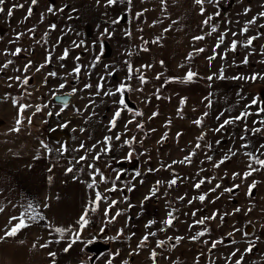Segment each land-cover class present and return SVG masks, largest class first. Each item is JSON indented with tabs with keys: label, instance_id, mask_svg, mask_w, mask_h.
Masks as SVG:
<instances>
[{
	"label": "rangeland",
	"instance_id": "1",
	"mask_svg": "<svg viewBox=\"0 0 264 264\" xmlns=\"http://www.w3.org/2000/svg\"><path fill=\"white\" fill-rule=\"evenodd\" d=\"M14 4H22L24 7L15 9L12 17L7 16L6 10L4 13H0V91L15 94L16 98L12 99L16 101V107L19 108L20 104L29 106L23 113L22 125L24 127L32 126L42 140L48 141L47 150H49L50 159L65 158L73 161V166H70L73 169L72 172L81 173L82 169H85L86 177L93 168L94 170L98 169L100 174L105 170L103 175L106 180L103 183L100 180L97 181L96 173L92 174V178L97 181L94 193L96 191L101 193V188L104 189L107 184L118 183L117 187L115 184L117 190L111 191L109 195L111 198H116L117 208L130 202L127 200V202H122L123 199H120V195H123L122 197L125 199L129 194L131 198L130 192L127 193L125 188H121L122 183L125 182L126 186L133 184L132 177L138 172L140 163L146 164L148 168L154 166L153 171H150L151 178L146 183L148 184L147 192L150 194L148 195L149 199L143 198L142 204L131 203L122 212L124 217L129 218V223L124 224L120 215L115 221L106 225L103 210L108 206L109 201L107 199V201L101 202L97 212L90 214L89 217L90 223L92 221L98 223L97 230L93 228L91 231V236L97 237V242L93 244L94 250H91L90 245L85 248L84 242H82L73 245L65 253L63 248L68 241L60 242L58 243L60 246L58 253L53 248L49 250V252L56 253L55 258L50 257V264H53V259L55 264H107L110 258L112 264H124L125 261L128 264H153V260L150 258L153 251L157 253L155 264H235L241 254H244V249L250 244L254 245V249L251 253L244 254L242 264H264V168H260L255 178L263 184L258 186L255 181L256 186L251 195H246V201L251 203L252 207H259L258 220L252 219L251 215L249 218L246 217V214L251 211L249 209L237 212L238 217L234 211L229 219L235 226V230L240 233L237 243L224 245L228 242L224 240L227 238H222L221 228L226 227L228 220L225 223L221 222L218 229L214 228L216 225L214 222L211 224L210 219H205L203 225L196 223L210 216L208 197L204 192L208 189L207 187H210L208 157L234 153L233 156L237 158L247 157L246 153H251L252 157L264 160V148H261V145H264V124L260 123L264 120V112H259V109L264 108V35H262L264 34V27H262L264 26V17L258 15L264 11V7H262L264 0H212L211 3L205 0L203 15H200V6L196 5L194 0L166 2L164 5H158L157 1L151 3L152 7L138 4L136 0H131L130 3L128 0H122V2L117 0V3L112 6H105L106 0H100L99 4L96 0H38L35 6L31 5V0H5L3 7L7 9L13 7ZM52 4L55 5L54 10L65 5L67 7L63 12L55 11L53 14L47 11L49 5ZM29 6L33 7V15L25 20L24 17L27 15ZM129 7L136 12L139 10L142 12L155 11L156 21L159 20V16L163 12L165 14L170 11L181 12L180 16L187 13L190 17L189 24L193 21L195 30L197 28L196 33L202 30L199 23L202 16L204 20L208 16H212L213 19L205 24L204 42H207L205 57L208 56V61L205 58L204 68L202 69L201 62L197 60V57L193 56V46L188 51L192 58L189 61L185 58L187 64L182 59L185 57L184 55L178 61L173 60L177 64L170 63L168 51L170 50L169 37L171 35L160 43H152L156 37L153 26H150L149 30L146 22H150V20L146 19L141 22V15L140 21L137 20L141 30L137 29L139 34L134 35L131 30L133 25H131ZM245 8L250 9L247 14L244 12ZM191 13L194 14L193 20ZM111 15L112 17H110ZM253 17H256V23L247 24ZM114 20L119 22L114 24ZM51 25L56 27L52 29ZM245 26L248 31L242 33L241 30ZM192 27H186L185 31L190 32ZM213 27L216 28L215 32H212ZM29 29H34V31H29ZM105 29L109 33L114 30L115 40L105 33ZM123 29L131 32L129 36H126L128 37L126 42L128 52L127 54L123 52V55L120 51L116 55V42L123 46L121 37ZM163 32L164 35L169 34L168 31ZM234 33L235 35H233ZM18 34H20L19 39H17ZM118 34L120 35L119 39ZM221 35L224 39L217 48L216 45ZM253 36L257 39L251 46L246 47L248 39ZM233 41L237 45L235 51L230 50ZM101 43L104 45L103 54H101ZM202 43L203 41L200 42V44ZM175 45L178 46V43ZM195 45L198 44L195 42ZM17 48L21 49V52L13 55ZM143 48H147L148 51H143ZM65 50L68 51L67 57L60 59ZM97 56H100L99 61H96ZM213 56L215 58L210 60L209 58ZM112 57L114 58L112 59ZM245 58H247V63H244ZM8 61L11 63L9 64ZM5 64L8 66L4 67ZM25 65H29L27 71H25ZM129 65L132 67L131 73ZM77 66L81 68L78 75L73 72ZM175 66L177 67L175 68ZM37 68L40 70L37 71ZM176 69L178 70L176 77L179 82H182L187 73L191 71L198 74L194 76L195 81L201 80L207 84L212 105L217 106V109L211 110L209 115L212 130L218 128L224 120L233 121L220 131V143L213 141L210 148H206L204 151H202L203 149L199 150L197 158H194L185 147L171 146L170 144L175 140V138L172 140L171 136L152 148H141L137 145L133 146L132 143L131 145L124 144L125 140L135 138L138 124V117L135 113L141 111V103L131 97L129 92L128 94L126 92L125 104L127 107L125 108L119 104L121 93L116 89L121 84L128 88L133 84L131 76L138 75L139 78V74L143 76L144 81L147 80L146 83H154L158 89L161 84L158 80L168 76L172 77L174 74L168 75L169 71L175 72ZM200 69H202L201 72ZM221 71H223L224 79L219 78ZM52 72H55L56 76H50L49 73ZM253 75L261 78L254 81L249 79ZM158 76L159 79H157ZM209 76L212 77L211 80L207 79ZM25 77L28 78L26 85L23 84ZM101 77L104 79L101 80ZM153 77H156L154 81H152ZM233 77H245V79H232ZM60 84H64L65 87L61 89ZM85 84H90L91 87L85 88ZM98 84L102 85L99 92ZM73 88H76L77 91L70 95L71 100L67 107L52 102L55 95H69ZM106 92H111L113 95H105ZM253 99L258 101L256 105H252ZM151 103L156 105L154 100H151ZM37 106L41 108L39 113H35ZM61 108L64 110L61 111ZM117 110H120L121 115L116 121V126L111 128L110 121ZM242 112H247L249 115L235 120L234 118L240 116ZM14 114L15 111L11 113L10 118H4V121L0 120V130L10 127L11 119L15 117ZM188 116L184 114L180 123L188 124ZM28 117L32 118L31 124L27 121ZM13 122L15 123V121ZM172 127H175V124ZM110 128L111 130H109ZM253 128H260L261 131L253 133ZM80 129H84V131ZM40 131L42 134L38 133ZM117 134L120 135V140L115 139ZM30 136L26 135L25 137L24 133H21L14 139V136L9 134L12 142L5 143L4 147H11L14 150H20L24 145V147H28L26 138H30ZM106 136L112 137V139L108 145L110 150L104 152L102 149L106 147L104 144ZM144 136L146 139L143 142H136L142 147L144 142L152 137H149V134ZM3 137L6 136L3 135ZM215 137L217 136H213V138ZM181 141L183 142L182 138ZM81 143L85 145L84 149L79 148ZM62 145L66 149L63 154H61ZM93 145L96 147L93 148ZM243 145H247V147ZM131 148L135 150L132 152L131 160L122 158L128 154ZM89 149L91 151H88ZM151 150H153L152 153H150ZM155 150L157 153L154 152ZM139 151L141 154L145 151V158H136L135 155L138 156ZM153 152L155 157L161 158H155ZM97 154L99 158L93 159L92 157ZM80 156H86L87 159L80 161ZM186 157H190V159H185ZM89 164L92 165L91 168L88 167ZM51 169L49 184L51 186L59 185L62 174H57V167L52 166ZM117 170H120L119 179L117 176L113 177V173ZM63 173L68 172L65 170ZM173 179L176 180V184L170 185L169 182ZM201 180L204 183L196 188L195 185ZM153 189H156L155 195H152ZM79 190L80 193L75 196L73 204L77 213L94 198V194L90 190L87 193L85 187ZM234 190L232 194H237L238 189ZM131 192L137 197L136 199L132 195L133 198L139 202L143 196L142 192L137 188ZM200 195L206 197L203 202L198 199ZM113 210L112 207L110 216L116 215ZM64 211L66 222L62 221L59 224L50 222L46 226L51 234L55 233L52 231L55 227L76 226L77 218L74 219L76 214L74 215L68 209ZM169 213L174 217L171 226L164 223L169 218ZM245 217V221L240 225V219ZM146 225L148 226L146 227ZM249 226L252 231L245 235L246 228ZM101 227H105L104 233H100ZM121 229L123 232L120 237L113 241L106 240V237H111L110 231L113 230L112 237H115L116 232ZM205 229H207L205 235L196 240L191 239ZM149 233H155V235H149L148 240L138 247L142 238ZM177 237H182L179 243L176 242ZM218 240L222 243L212 248V242ZM206 241L207 243H205ZM158 244H160L159 247ZM236 249L240 251L229 260L228 257ZM117 252L119 254L113 256ZM90 257L91 259H89ZM92 261L93 263H91Z\"/></svg>",
	"mask_w": 264,
	"mask_h": 264
},
{
	"label": "crops",
	"instance_id": "2",
	"mask_svg": "<svg viewBox=\"0 0 264 264\" xmlns=\"http://www.w3.org/2000/svg\"><path fill=\"white\" fill-rule=\"evenodd\" d=\"M157 1L159 2L158 5H160V0H136L138 4H143V6L145 7H152L151 3H155ZM181 1L184 2V0H166V2ZM129 12L131 13V25H133L131 30L134 35H138L139 31L141 30L139 28V24L137 23V20L140 21V15H137L138 13H142L141 22L146 19L150 20V22H146V24L149 26V30L150 26H153V32L156 34L154 40L159 38L160 43L163 41V39H167L169 35H171L169 37L171 43L170 50L168 51V61H170V63H172L173 65L175 63L177 64V62H173V60L178 61L184 55L185 57H183L182 59L187 64V61L192 58L191 56L189 57L188 51L193 46V56L197 57V60L201 62L202 69L204 68L205 58L208 61V56L205 57L207 42H204L205 24L203 23V16L199 21L202 30L201 32L196 33L197 28L195 30L193 21L191 22L193 25L191 23L189 24L188 19L190 17H188L187 13H184L180 16L181 12L170 11L167 14L163 12L159 16V20L156 21L157 14L155 11L142 12V10H139L138 12H136L133 9L131 10V7H129ZM161 12L162 11L160 10V13ZM110 17H112V15ZM193 18L194 14L191 13V19L193 20ZM189 26L193 27L190 32H186V27ZM137 29H139V31H137ZM165 29H168V35H164L163 31ZM157 32H159V34H157ZM110 33L111 39L115 40L114 30H112ZM126 33H129V30L123 29V34L121 36L123 46H120L119 43L116 42V55H118L119 53L117 52L120 51H122V54L123 52H125L126 54L128 52V48L126 47L128 37L126 36L129 35H126ZM192 33L195 34L191 35ZM117 36L119 39L120 35L118 34ZM198 36H203L204 39L195 40L194 37ZM172 41L174 42V44L178 43V46H174ZM202 41L203 43L200 44V42ZM195 42L198 45H195ZM200 48H203L204 51L198 52L197 50ZM114 49L113 56L115 55ZM114 57H112V59ZM185 58L188 60L186 61ZM176 67L177 66H175V68ZM202 69H200V72ZM177 71V69L175 70V72L169 71L168 75L174 74L172 77L167 75L168 77L163 78L162 80H158L161 83L158 89L154 85V83H146L147 80L144 83H141V80L139 79L141 77L140 74L139 78L138 75L131 76V81L133 82V84H131L128 88L126 86L127 90L123 93V96L124 99H126V92L127 94L129 92V95L131 97L136 98L135 100L141 103L140 112L142 113L141 115L136 116L138 117V124L142 125V127H137V133L135 132V138L132 139V145H137L141 148H152L153 146L156 147V144L159 145V143H161L162 141L167 140L168 136H171L172 140L173 138H175V140H173L170 144L171 146L176 148L185 147L187 150H189L194 158H197L199 156V150L203 149L202 151H204V149L210 148L213 141H221L220 131L217 132L212 130L209 120L211 110L217 109V106L212 105L210 92L205 81H195L196 78L193 77L190 82H179L178 78L176 77ZM195 74L198 75L197 73ZM155 78L156 77H153L152 81H154ZM12 98H16V95L12 92L5 93L0 91V120L4 121V118H10L11 113L15 111V117L11 119L12 122L10 127H6L5 130H0V207L4 208V211L0 212V235H3L4 231H6L8 227H11V225L8 224L9 218L14 215L19 216L20 212L24 211L29 202H31L34 207L36 205H39L37 210L46 217V220L40 221L38 223H33L31 227L23 229L20 233L17 234L16 237L8 238L0 242V264H50V257L48 256L49 250L53 248L56 250V253H58L57 251L60 246L55 242L50 243L48 248H40L39 245L46 243L49 240H60V236L57 233H52L50 235L49 233L51 231L47 229L46 226H48L50 222L56 224H59L62 221L66 222L67 219L65 220V209H68V211H71L74 215L76 214L74 219H78L83 209L78 211V213L75 212L73 205L75 196L80 193L79 189H81L82 187H85L87 193H89L90 190V192L95 196L94 188L96 186L91 189L87 187V184L92 182V174L95 173V171L93 168L92 171H90L87 175L88 177L85 176V169H82L81 173L78 172L76 174L73 172L63 173L65 170L70 168L71 165L73 166V161L71 162L70 160H67L65 158L50 159V157L48 156L49 150H47V148L43 146H49L48 141L46 139L42 140L40 138V135L33 130L32 126L28 125V127H24V125H21L20 132H9L8 130L10 128L16 126L13 121L16 120L18 114V107L13 106ZM181 99L184 100V104H181ZM151 100L155 101V106L154 103H151ZM154 112L157 113V115L153 117L152 114ZM205 113H207V115H205ZM184 114L189 115V118H187L188 124H185L184 122L180 123V120H183L182 116H184ZM150 117L152 118L149 119ZM197 119L201 120V124L199 126L194 123V121ZM175 120L176 122L174 123ZM174 124L175 127H172ZM138 128L140 129L138 130ZM35 129L36 131H38L36 126ZM21 133H24L25 137L26 135H31L30 138H26L28 147H24V145L20 150H14L11 147H4L5 143L12 142L9 134L13 135L15 139ZM38 133L42 134L41 131ZM142 133L144 135L149 134V137L152 136L151 139L144 142L143 147L140 144L136 143H141L144 141V139H146L144 135L142 136ZM178 133L179 135H177ZM202 134L203 139H198ZM3 135H5L6 137H3ZM213 136L217 137L213 138ZM181 138L183 142L181 141ZM197 143L200 144L199 148L196 147ZM21 144H24L23 141ZM132 149L133 148H131L130 151L135 152V150ZM152 151L153 150H151L150 153H152ZM154 152L157 153L156 150ZM142 154L139 151L138 156H135L136 158H145V151L142 152ZM226 155L215 157L210 156L211 160H208L210 166V187H207L208 189L206 188L207 190H204V192L208 197L207 204L210 211L209 217H211L213 213H216V218L209 220L211 224H213L214 222V224L216 225V227H214L215 229H218V227L220 228L221 222L225 223L226 220L229 221L232 213L237 208L240 209V212L244 211L245 209H251L249 214H246V217L249 218V216L251 215L252 219L255 220H258L260 212L258 210L259 207H252L251 203H248L246 201L248 186L257 181L255 180V178L258 174V171H260V166L254 162V159L249 158L248 156L236 158L235 156H233V154L227 156ZM126 156L127 155L122 158H125ZM225 157L228 158L225 159ZM221 160H224V163L220 164L219 167H214V165L219 164ZM96 164L99 165L98 163ZM250 164L252 165V167L259 170L253 172L252 175L245 178L244 174L251 170L249 168ZM52 166H54L55 168L57 167L58 175L62 174V179L59 185L51 186L49 184ZM153 168L154 166L148 168L146 164L140 163L139 169L137 170L140 175H134L132 177L133 184L130 186H126L127 184L123 182L121 185V188H125L127 193L130 192L131 198L128 194L126 197L127 199H124V197H122L123 195H120V199H123L122 202H125L126 200L130 202L118 208L116 207V205L113 206V212L120 211L122 213L131 203H143V198L150 195L147 192L148 184L146 183L151 178L150 171L152 172ZM49 169H51V171H49ZM104 172L105 170H103V173L101 174H105ZM118 172L120 173V170L114 172L113 177L117 176ZM234 173L237 174L235 178L233 177ZM96 178L97 181L100 180L99 175H97ZM257 183L258 186L260 184H263V182L260 183V181H257ZM115 184L117 187L118 183ZM218 184L220 185L219 188L216 187V185ZM237 185L238 187H236ZM112 187L113 185L107 184L104 189L101 188V193L105 194L104 196L107 197L109 203L112 200L116 199L115 197H109L110 192L107 191V189H110ZM128 188H132L133 190L137 188L142 192L143 196L142 198H140L139 202L135 200V198L137 199V197H135V195H133L131 191H128ZM229 188L232 189V191L226 192L225 189ZM236 188L238 189V193L232 194V192L235 191L234 189ZM212 189H215V191H211ZM132 195L135 198H133ZM45 203L49 205L47 208L43 207ZM224 210H227L228 212ZM221 217H223V220L220 219ZM246 217L244 219H240V225L243 221H245ZM121 220L124 222V224L129 223V218L124 217V214H121ZM92 222V225L90 223V225L82 233V242H86L87 240L92 239L93 236H91V231H93V228L94 230H97L98 223H94V221ZM12 223L14 224L16 223V221H13ZM235 229V226L232 225V221H229L224 229L221 228L222 238H227L224 240L228 242L224 244L225 246L237 243L238 238L240 237V233ZM230 232L232 233V236L228 235V233ZM110 234L112 237V235L114 234L113 230L110 231ZM66 235L67 233H65V236ZM71 239L72 237L68 234L66 239L61 240L60 242L70 241ZM20 241H23V243H20ZM233 241H235V243H233ZM82 242H78L77 244H80ZM34 243L37 245V247L35 249H32V245Z\"/></svg>",
	"mask_w": 264,
	"mask_h": 264
},
{
	"label": "snow or ice",
	"instance_id": "3",
	"mask_svg": "<svg viewBox=\"0 0 264 264\" xmlns=\"http://www.w3.org/2000/svg\"><path fill=\"white\" fill-rule=\"evenodd\" d=\"M96 2H97V4H99V3H100V0H96ZM121 2H122V0H121ZM130 2H131V0H129V3H130ZM160 2H161V5H164V4L166 3V0H160ZM194 2H195L196 5H199V6H200V14L203 15L204 12H205V9H204V7H203V5H204V3H205V0H194ZM208 2L211 3L212 0H208ZM37 3H38V0H31V5H32V6H35ZM116 3H117V0H106V5H105V6H112V5L116 4ZM4 4H5V0H0V13H4L5 10H6V11H7V16H8V17H12V16H13V13H14V10H15V9H17V8H23V7H24V5H22V4H14L13 7H10V8L5 9V8L3 7ZM32 6H29V7H28V9H27V15L24 17L25 20H27L31 15H33V7H32ZM65 7H67V6L65 5L64 7H61V8L58 9V10H54V9H55V5L52 4V5H49L47 11H48L49 13H53V14H55V11L63 12L64 9H65ZM262 7H264V5H262ZM73 11H75V10H73ZM249 11H250L249 8H245V9H244L245 14H247ZM137 15H142V13H138ZM216 15H219V13H216ZM258 15H259L260 17H264V11L260 12ZM41 18L43 19V17H41ZM212 19H213L212 16H208V17L203 21V23H204V24H208ZM118 22H119L118 20H114V21H113L114 24H115V23H118ZM255 23H256V17H253L252 20H249V21L247 22V24H255ZM55 27H56L55 25H51V26H50V28H52V29H54ZM262 27H264V26H262ZM29 31H34V29H29ZM164 31H168V29H165ZM215 31H216V28L213 27V28H212V32H215ZM247 31H248L247 26H245V28L241 30L242 33L247 32ZM105 33L108 34L109 37H111V33H109L107 29H105ZM102 35H103V34H102ZM126 35H130V33H126ZM233 35H235V33H234ZM262 35H264V34H262ZM19 36H20V34L17 35V39H19ZM194 39H195V40H202V39H204V37H203V36H198V37H194ZM223 39H224V37H223V35H221L220 40H219V42H218L217 45H216L217 48L220 46V43L223 42ZM255 39H257V37H255V36L250 37V38L248 39L247 44H246L245 46H246V47H247V46H251L252 43H253V41H254ZM158 42H159V38H157L156 40H153V41H152V43H158ZM145 43H147V41H145ZM77 46H79V45H77ZM236 47H237L236 42L233 41L230 50L235 51ZM100 48H101V54H103V52H104V45H103V43H101ZM142 50H143V51H148L147 48H143ZM197 51H198V52H203L204 49H203V48H200V49H198ZM213 51L215 52V48L213 49ZM20 52H21V49L17 48V49L15 50V52L13 53V55H17V54H19ZM67 55H68V51L65 50L64 55L61 56L60 59H64L65 57H67ZM190 56H191V54H189V57H190ZM214 58H215V56L210 57L209 59L211 60V59H214ZM77 59H79V57H77ZM99 60H100V56H97V57H96V61H99ZM8 63L10 64L11 61H8ZM244 63H247V58H245ZM7 66H8L7 64L4 65V67H7ZM93 66H95V65H93ZM28 67H29V65H25V71H27ZM41 67H43V65H41ZM105 67H107V65H105ZM36 70L39 71L40 68H37ZM80 71H81V68H80L79 66H77V67H75V68L73 69V72H74L75 74H77V75L80 73ZM129 72H130V73L132 72V67H131V65H129ZM49 75H50V76H56V73H55V72H52V73H49ZM195 75H196L195 73L189 71V72L187 73V75L185 76V78H184V80H183L182 82H190V81L193 79V77H194ZM219 78H220V79H224V78H225V77L223 76V71H221V74H220V77H219ZM258 78H261V77H258L257 75H253V76L250 77L249 79H251V80L254 81V80L258 79ZM10 79H11V78H10ZM17 79H19V78L17 77ZM100 79L103 80L104 78L101 77ZM157 79H159V76L157 77ZM207 79L211 80L212 77L209 76V77H207ZM232 79H245V77H233ZM140 80H141V83H144V82H145L143 76L140 77ZM23 84H25V85L28 84V78H27V77H25V79L23 80ZM59 87L62 89V88L65 87V85H64V84H60ZM84 87H85V88H90L91 85H90V84H85ZM101 87H102V85H100V84L97 85V90H98V92H99V89H100ZM126 90H127V89H126V87H125L123 84H121V85L116 89L117 92L121 93V97H120V99H119V104L122 105V106H124L125 108L127 107V105L125 104V99H124L123 93H124ZM76 91H77V89H76V88H73V89H72V93H70L69 95L74 94ZM104 94H105V95H113V93H111V92H106V93H104ZM56 98H57V99H58V100L64 105V107H67V106H68V104H69V100H68L66 97H56ZM158 98H159V97H158ZM257 103H258V101H257L256 99H253V100H252V105H256ZM181 104H184V100H183V99H181ZM13 106H16V101H15V100H13ZM27 107H29V106H26V105H23V104H20V105H19L17 118H16V120H15V125H16V126L10 128V129L8 130L9 132H15V133L20 132V130H21V125H22V123H23V113L25 112V110H26ZM63 110H64V109L61 108V111H63ZM129 110H130V109H129ZM39 112H41V108H40L39 106H37L36 109H35V113H39ZM259 112H264V108L259 109ZM35 113H33V115H35ZM49 114L51 115V113H49ZM141 114H142V113H140V112H136V113H135V115H137V116H139V115H141ZM57 115H59V113H57ZM120 115H121L120 110H117V111L114 113V115H113V117H112V120L110 121L111 128H114V127L116 126V121H117V119L120 117ZM156 115H157V113H155V112L152 114L153 117L156 116ZM205 115H207V113H205ZM248 115H249V113H247V112H242V113L240 114V116H237V117H235L234 119H235V120H240V119H242V118L247 117ZM151 118H152V117H150L149 119H151ZM217 119H219V117H217ZM27 121H28L29 124H31V123H32V118H31V117H28V118H27ZM232 122H233L232 120H224V122H223L218 128H216L214 131L219 132V131H221L222 129H224V127H225L226 125L231 124ZM129 123H131V121H129ZM194 123H195L197 126H199V125L201 124V120H200V119H197V120L194 121ZM260 123H261V124H264V120L260 121ZM137 127H142V125L137 124ZM111 128H110L109 130H111ZM80 130H81V131H84V129H80ZM260 131H261L260 128H253V129H252V132H253V133H259ZM177 135H179V133H178ZM120 138H121V137H120L119 134H117L116 137H115L116 140H120ZM111 139H112V137H109V136H106V137L104 138V144L106 145V147L103 148L102 151L107 152V151L110 150V147H109L108 145H109V142L111 141ZM133 139H134V138H133ZM198 139H203V134H202L201 137H199ZM241 139H243V137H241ZM131 143H132V140H125V141H124V144H126V145H131ZM217 143H220V141H217ZM43 146H44L45 148H47V145H43ZM243 146H244V147H247V145H243ZM92 147L95 148L96 145H93ZM196 147L199 148V147H200V144L197 143ZM79 148H80V149H84V148H85V145H84L83 143H81L80 146H79ZM261 148H264V145H261ZM65 150H66V149H64V147H63V145H62V146H61V154H63V151H65ZM78 150H79V149H78ZM88 151H91V150L89 149ZM233 155H234V153H233ZM246 155H248L250 158L254 159V162H255L256 164H258V165L260 166V168H264V160H261V159H258V158H254V157H252V154H251V153H246ZM92 158H93V159H98V158H99V155H98V154H97V155H94ZM131 158H132V152L129 151L128 154H127V156L125 157V159L130 161ZM227 158H228V157H225V159H227ZM86 159H87L86 156H80V158H79L80 161H84V160H86ZM185 159H190V157H186ZM208 159L211 160V157H208ZM174 163H176V162L174 161ZM223 163H224V160H221V161L219 162V164H215L214 167H219L220 164H223ZM88 167L91 168L92 165L89 164ZM249 168H250L251 170L248 171V172H246V173L244 174L245 178H247L248 176L252 175L253 172L259 170V169H257V168L252 167L251 164L249 165ZM49 171H51V169H49ZM66 171H67V172H72L73 169H72V168H68ZM94 171H95V173H96L97 175H99L100 182H105V177H104L102 174L99 173V170L96 169V170H94ZM136 175L139 176L140 173L137 172ZM236 175H237V174L234 173V174H233V177L235 178ZM119 178H120V173L118 172V173H117V179H119ZM157 183H159V182H157ZM169 183H170V185H174V184H176V180L173 179V180H171ZM203 183H204V181L201 180L199 183H197V184L195 185V187H196V188H199L200 185L203 184ZM96 184H97V181H96L95 178H93L92 182L89 183V184H87V187L91 189V188H94V187L96 186ZM255 186H256L255 182H253V184H251V185L248 186V193H247L248 195H251L252 190H253V188H255ZM216 187L219 188L220 185L218 184V185H216ZM236 187H238V185H237ZM116 190H117V189H116V187H115V182H113V187H112V188L107 189V191H109V192H111V191H116ZM132 190H133L132 188H128V191H132ZM155 191H156V189H153V190H152V195H155ZM211 191H215V189H212ZM225 191H226V192H231L232 189H230V188H229V189H225ZM205 198H206L205 195H200V196L198 197V199H199L201 202H203V201L205 200ZM125 199H127V198L125 197ZM144 199L147 200V199H149V197L146 196ZM181 199H182V198H181ZM103 201H107V197L103 196L99 191H96L94 198L91 199V200L89 201L88 205L84 207V209L82 210V213L80 214V216H79L78 219L76 220V222H75V225H76V226H75V227L72 226V225H69L68 227H55L52 231H54L55 233L59 234V236H60V240H56V241L49 240V241L46 242V243L40 244L39 247H40V248H48V246H49L50 243H53V242H55V243H60L61 240H65V239H66L65 233H67V234H69V235L72 237V239H71L70 241H68V242H67V245L63 248V252L67 253V252L73 247V245L77 244L78 242H82V233L85 231V229H86V228L89 226V224H90V219H89L90 214H92V213H96L97 210H98V208H99L100 203L103 202ZM116 203H117L116 200H112L110 203H108V206H107L106 208H104V210H103V215H104L105 220H106V225L112 223L113 221H115L116 218L122 214L120 211H117L115 216H110V209H111L113 206H115ZM189 203H191V201H189ZM48 206H49V205H48L47 203H45V204L43 205L44 208H47ZM38 207H39V205H36V206L34 207V205H33L31 202H29V203L27 204V207L24 209V211H21V212H20L19 216H15V215H14V216H11V217L9 218V221H8V224L11 225V227H8L7 230L4 231L3 235H0V242L6 240V239H8V238L16 237L18 233H20V232H21L23 229H25V228L31 227L33 223H38V222H40V221H44V220H46V217H45L44 215H42L40 211L37 210ZM250 210H251V209H249V211H250ZM3 211H4V208H3V207H0V212H3ZM235 211H236V212H239L240 209L237 208V209H235ZM193 215H195V213H193ZM215 218H216V213H213V215H212L211 217H207V218L201 219V220L197 221L196 223L203 225V224L205 223V219H215ZM173 219H174V217L172 216L171 213H169V218L166 219V220L164 221V223H165L166 225H168V226H171L172 223H173ZM220 219L223 220V217H221ZM13 221H16V223L13 224V223H12ZM150 223H151V222H150ZM147 226H148V225H146V227H147ZM206 231H207V229H205V230L202 231V232L197 233V235H196V236H193L191 239H193V240L198 239L199 237L205 235V232H206ZM104 232H105V227H101V228H100V233H104ZM122 232H123V230L121 229L120 231L117 232V234H116L115 237H106V239H107V240H115V239H117L118 237H120V236L122 235ZM49 234L51 235V232H50ZM149 235L154 236L155 233H149L148 235H145V236L142 238V240H141V244L138 245V247L142 246V245L148 240V236H149ZM228 235H229V236H232V233L230 232V233H228ZM245 235H247V234H245ZM181 239H182V237H177V238H176V242L179 243ZM96 242H97V237H96V236H93L92 239L87 240L86 242H84V247L87 248L89 245L94 244V243H96ZM20 243H23V241H20ZM160 243L162 244L163 242H160ZM205 243H207V241H206ZM220 243H222V241H220V240L212 242V248H215V247L217 246V244H220ZM233 243H235V241H233ZM157 246L159 247L160 244H158ZM173 246H174V245H173ZM36 247H37V245L34 243V244L32 245V249H35ZM253 249H254V245H253V244H250L247 248L244 249V254L251 253V252L253 251ZM82 250H83V249H82ZM239 251H240L239 249H236L235 251H233V252L230 254V256L228 257V259L231 260L232 257H235ZM118 254H119V253L117 252V253L113 254V256L118 255ZM244 254H241L240 259H237V260L235 261V264H242V260L244 259ZM156 255H157V253H156L155 251H153V252L150 254V258L153 260V264H155V257H156ZM48 256H49V257H52V258H55L56 253H55V252H49V253H48ZM89 259H91V257H90ZM53 264H55L54 259H53ZM107 264H112V259H111V258L108 259ZM124 264H128V262L125 261Z\"/></svg>",
	"mask_w": 264,
	"mask_h": 264
},
{
	"label": "water",
	"instance_id": "4",
	"mask_svg": "<svg viewBox=\"0 0 264 264\" xmlns=\"http://www.w3.org/2000/svg\"><path fill=\"white\" fill-rule=\"evenodd\" d=\"M56 97H66L68 100H69V103H70V100H71V96L70 95H67V94H64V95H55L53 98H52V102L55 103V104H59V105H63ZM263 102H264V97H263ZM246 234H250L252 229L251 227H247L246 228Z\"/></svg>",
	"mask_w": 264,
	"mask_h": 264
},
{
	"label": "flooded vegetation",
	"instance_id": "5",
	"mask_svg": "<svg viewBox=\"0 0 264 264\" xmlns=\"http://www.w3.org/2000/svg\"><path fill=\"white\" fill-rule=\"evenodd\" d=\"M90 248H91V250H94V245L91 244V245H90ZM95 248H96V247H95ZM92 257H93V256H92ZM91 263H93V261H92Z\"/></svg>",
	"mask_w": 264,
	"mask_h": 264
}]
</instances>
